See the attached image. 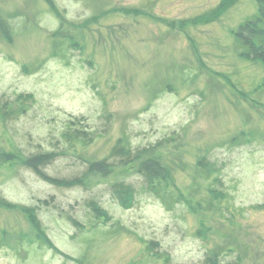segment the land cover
<instances>
[{
	"label": "rangeland",
	"instance_id": "rangeland-1",
	"mask_svg": "<svg viewBox=\"0 0 264 264\" xmlns=\"http://www.w3.org/2000/svg\"><path fill=\"white\" fill-rule=\"evenodd\" d=\"M222 1L0 0V264H264L258 0Z\"/></svg>",
	"mask_w": 264,
	"mask_h": 264
},
{
	"label": "trees",
	"instance_id": "trees-1",
	"mask_svg": "<svg viewBox=\"0 0 264 264\" xmlns=\"http://www.w3.org/2000/svg\"><path fill=\"white\" fill-rule=\"evenodd\" d=\"M225 1V3H223ZM223 4L232 2L233 0H224ZM221 6V5H220ZM6 32V31H5ZM7 33V34H6ZM5 33L6 39L9 38L8 32ZM237 37L242 43L244 50L241 54L244 57H248L255 60L264 61V0H258V12L250 19H247L243 24L239 26L236 30ZM115 155H120L123 163H129V161H133L134 159L140 158L141 153L138 151L135 154L132 152H126L123 148L116 147ZM54 152H44L39 155H35L33 157H29L27 160L28 166L33 168L36 173L49 179L51 182L54 181L52 178L46 175L43 172L42 166L44 164L49 163L54 157ZM10 155V154H9ZM123 156V157H122ZM10 159V157H8ZM112 163L106 160H96L91 162L89 165V171L96 172L99 171L103 175L109 174L111 170ZM140 168L145 173L148 185L152 186L155 182L160 181L162 179H166L170 176L171 171L169 167H165L155 158H148L141 163ZM58 183H67L66 181H58ZM113 192L119 199L120 202L126 207H130L133 200V195L136 193L133 186L127 185L125 183L115 184ZM93 211L96 214V218H103L105 222H108L111 216L106 214L101 206L97 203H92ZM32 215H34L32 213ZM33 217V216H32ZM36 221V217H34ZM42 235V234H41ZM45 236V237H44ZM43 239L48 238L46 234H44ZM214 264H218L215 262Z\"/></svg>",
	"mask_w": 264,
	"mask_h": 264
}]
</instances>
